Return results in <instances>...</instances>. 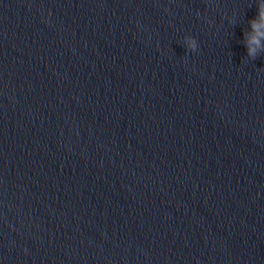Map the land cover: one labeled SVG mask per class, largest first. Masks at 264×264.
<instances>
[{"label": "water", "instance_id": "obj_1", "mask_svg": "<svg viewBox=\"0 0 264 264\" xmlns=\"http://www.w3.org/2000/svg\"><path fill=\"white\" fill-rule=\"evenodd\" d=\"M257 12L0 0V264H264Z\"/></svg>", "mask_w": 264, "mask_h": 264}, {"label": "clouds", "instance_id": "obj_2", "mask_svg": "<svg viewBox=\"0 0 264 264\" xmlns=\"http://www.w3.org/2000/svg\"><path fill=\"white\" fill-rule=\"evenodd\" d=\"M257 17L250 20L251 32L245 33L246 54L249 59H255L256 56L264 51V0H257ZM232 22V21H230ZM188 49L195 50L197 47L196 40L192 37H185L184 40Z\"/></svg>", "mask_w": 264, "mask_h": 264}]
</instances>
